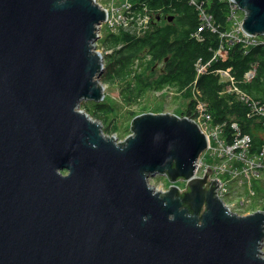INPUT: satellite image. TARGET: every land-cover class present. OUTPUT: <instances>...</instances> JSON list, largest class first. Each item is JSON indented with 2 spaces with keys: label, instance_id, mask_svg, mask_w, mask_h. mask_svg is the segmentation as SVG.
I'll use <instances>...</instances> for the list:
<instances>
[{
  "label": "water",
  "instance_id": "95a60500",
  "mask_svg": "<svg viewBox=\"0 0 264 264\" xmlns=\"http://www.w3.org/2000/svg\"><path fill=\"white\" fill-rule=\"evenodd\" d=\"M232 1L264 36V0ZM106 17L95 0H0V264H264V212L228 211L211 168L196 175L198 123L143 113L118 142L81 108L105 98Z\"/></svg>",
  "mask_w": 264,
  "mask_h": 264
},
{
  "label": "trees",
  "instance_id": "16d2710c",
  "mask_svg": "<svg viewBox=\"0 0 264 264\" xmlns=\"http://www.w3.org/2000/svg\"><path fill=\"white\" fill-rule=\"evenodd\" d=\"M143 1L151 9L161 10L165 17H169L167 15L169 13L176 12L178 14V23H176L178 27L166 23L167 19L165 18L153 17L151 21L152 32H147L142 38H135L123 31L110 34L105 39V44L110 48H116L114 46L120 45L122 47L111 56L106 80L115 79L114 76L131 77L132 81L128 82L126 90L124 87L122 94V100L128 104H136L134 103L135 100L141 98L144 92L154 89L162 90L165 86H176L180 92H187L184 94L187 98L191 97V92L194 90L200 91L201 98L207 103L214 123L226 122L227 127L223 133L227 138L226 140L230 142L235 139L236 130L232 127V122H236L240 127L239 133L251 137V155L259 154L264 148L262 126L257 119L247 117V106L224 94L225 84L212 71L198 77L195 84L198 74L196 63L199 60L205 63L212 59L213 51L217 50L221 43V36L206 31L202 33L203 41L193 38L201 21L198 19L196 9L189 4L188 0ZM205 2L206 7L203 10L205 12L208 10L212 14L213 24L220 26L222 32L227 31L229 29L228 2L224 0H205ZM145 52L150 56L148 59L149 67L141 73L134 70L133 76H130V73L133 72V62ZM228 54L227 61H219L213 64L214 69L231 68L232 74L241 79L249 71L252 64H257L254 80L250 84H245L243 89L254 97L264 100V47H253L245 51L240 44H233L229 47ZM159 62L164 63V65L158 71L154 68ZM108 102L94 104L95 109L93 110H89L87 104L85 108L94 119L104 121L106 118H111L113 113V107ZM194 107L195 100L191 99L187 108L180 113L176 112V114L181 117L193 118ZM162 111L164 110H158L157 112ZM143 112L145 111H140L136 116ZM112 121L106 127V131L110 134L118 132V125L112 123ZM103 130L105 131V127ZM254 187L260 196H264L262 195L263 188L260 182L256 181Z\"/></svg>",
  "mask_w": 264,
  "mask_h": 264
},
{
  "label": "rangeland",
  "instance_id": "374dc122",
  "mask_svg": "<svg viewBox=\"0 0 264 264\" xmlns=\"http://www.w3.org/2000/svg\"><path fill=\"white\" fill-rule=\"evenodd\" d=\"M103 1H106V2L109 3V6H110V17H112L113 14L115 12H118V11H122L123 13H126V11L123 10V6H126L130 2V0H117V1H114V0H103ZM188 1H189V4L193 5L194 8L196 9L197 14H198V19L200 20V18L202 17V25H200V22H199V26H201L203 28H206V27H208V25L210 23L213 24V22H212V19H213L212 14H210L208 12V10H206L207 12H203L202 11V9H204L206 7L205 6V4H206L205 0H202V3L198 2L197 0H188ZM224 1H227L228 4H229V15H228V22H229V27L228 28L229 29L227 31L231 32V33H235L237 31V28H238L239 24L243 22V13L240 14V12H236V11L231 9V5H230L231 0H224ZM141 2H144L145 4L141 5ZM141 2H140V5H137V6L139 7L140 11H142V14H147L149 16H153L154 18H156V17L165 18V19H167L166 23H168V24L171 23L172 25L178 27V24H176V23H178V17H177L178 14L176 12L175 13H169V14H167V15H169V17H165L161 10L160 11H158V10L155 11V10L151 9L145 1L142 0ZM128 9L129 10H133V9H135V7L132 8L131 6H129ZM139 16H142V15H139ZM172 17H173V19L176 20V21L174 20L175 23H174V21H172ZM102 24H104V23H102ZM199 26H198V28H199ZM214 27L217 30H222L220 28V26H214ZM198 28H197V30L195 32L198 31ZM121 31L133 36L131 33H129L130 29L121 30ZM206 31L211 32L208 29ZM119 32L120 31L112 32L111 29L105 25V27L99 29V31H98L99 38L97 39V41L95 43H96V45L98 47V50L100 49V51L102 52V54L104 56L103 64L105 65L104 68H103V72L101 74V77H100V82H101V84L103 85V88H104L105 98L100 103L109 101L108 103L111 104L112 107H113V113L111 114V118H109V119L106 118L104 121H102V120H97V121H99L101 123L102 130L105 127V131L103 130L105 135H109V136L115 135V137L117 138L118 142H121V141H125L130 136V134H132V131H131V128H130L131 127V122L136 117L137 113H139L142 110L145 111L143 113H148V112L161 113V112H157L158 110H164V112L171 113V114L176 113V112L180 113L181 111H183V110H185L187 108V105H188L189 101L191 99H194V95H193L194 93L191 92V95H190L191 97L187 98L184 95L187 92L179 93V90H177L176 86H165L164 89H162V90L154 89L152 91L149 90L147 92H144L142 94L141 98H139V99L137 98L135 100L134 103H136V104H128L127 102L123 101L122 100V94L124 92V87H125V90H126L128 82L132 81L131 77H129V78H121V77L114 76L115 79L112 78L110 80H108V79L106 80V78H107V68H108L111 56L117 50H119L122 47V45L114 46L116 48H110V47H108L105 44L104 41H105V39L107 37H109L110 34H117ZM148 32L149 33L152 32V25H151L150 29L148 30ZM211 33H213V32H211ZM214 34H217V33H214ZM143 36L139 35V36H133V37L142 38ZM198 36L202 38V33H200ZM193 38L196 39L197 36H195V37L193 36ZM198 41H200V40H198ZM241 46L244 49H247V50H250L253 47H260V46L264 47V36H260L258 38L256 44L253 45V46H244V45H241ZM145 53L140 55L133 62V65H132L133 72L130 73V76H133L134 70L137 73H141L147 67H149L148 59L150 58V56L147 53H146L147 54L146 55ZM167 60H168V57H167ZM163 65H164V63L159 62L155 66L154 69L159 71V70H161L163 68ZM257 67H258L257 64H252L251 67H250V72H255ZM217 69H223V68H217ZM229 69H231V68H229ZM213 70H215V69H213ZM212 73L214 75L218 76L213 71H212ZM203 75H205V74H203ZM200 76H202V75H197L195 84L197 82L198 77H200ZM254 78H255V75H253V74H252L251 78H247L245 75L241 79L236 77V79L238 81L237 88L239 86L241 89H243V86L246 83L250 84L254 80ZM168 87H171V88H168ZM163 91H165V93H162ZM190 91H192V90H190ZM240 91L244 92L245 90H240ZM227 95L233 97L237 101L242 102L243 104L245 102V101H243L241 99L240 94L237 95V94L227 93ZM86 104H87L89 110H93V109H95L94 104H99V103H96V102L91 101V100H85V101L82 102L81 108L86 110V108H85ZM246 106H247V108H249L248 104H246ZM177 110H179V111H177ZM143 113H140L138 115H141ZM208 113H209V111H208ZM249 114H250V110H248V112H247V117L248 118H250ZM211 118L213 120L212 115H211ZM111 121H112V123H115V124L118 125V132L117 133L110 134V133H108L106 131V127L108 126V123H110ZM257 121L260 122V124L262 126V137L264 138V125H263L264 124V120H257ZM199 123L202 125L201 122H199ZM215 125H218L221 128V135H222V137L224 139H226L225 136L223 135V133L226 130V127H227L226 122L215 123ZM243 135H247V134H243ZM212 145H213V149L207 151V153L208 154H212L214 156V158H215V156L217 154L214 153L215 152L214 148L217 146V142L213 141ZM249 160L250 161H255L251 157L249 158ZM210 162H213V159L210 160ZM255 162L257 163V161H255ZM200 164H202V160L200 161ZM205 173L206 172H205L204 169H202V165H201L200 168H199V171H198V175L202 176ZM149 183L156 190L158 188H161V191H164V190L167 191V190H169V187L171 186V183L168 181V179L165 176H161V175H158V176H155V177L151 176L149 178ZM176 185L178 187H180V188H185V182H178V183H176ZM262 188H263L262 195H264V175H263ZM231 198H233L232 193L227 194L224 199L228 200V199H231ZM238 199H239V194H237L236 197H234V201H237ZM257 203H264V197H259ZM260 206H262L264 208L263 204H260ZM261 251L264 254V249H262Z\"/></svg>",
  "mask_w": 264,
  "mask_h": 264
},
{
  "label": "built area",
  "instance_id": "2783aa9c",
  "mask_svg": "<svg viewBox=\"0 0 264 264\" xmlns=\"http://www.w3.org/2000/svg\"><path fill=\"white\" fill-rule=\"evenodd\" d=\"M99 4L105 6L107 10V18L104 24L101 25L100 29L106 25L111 29L112 32H118L121 30H128L130 29L129 33H131L133 36H139L143 35L149 28L151 16L147 14H142V11H140L139 7L137 5H140V0H130V2L123 6V10L126 11V13H123L122 11L115 12L112 17H110V6L109 3L103 0H96ZM117 1V0H114ZM198 2L202 3L201 0H197ZM144 2H141V5H144ZM231 9L240 12L238 6L234 2H230ZM131 6L132 8L135 7L133 10H129L128 7ZM142 15V16H139ZM202 25V17L200 18ZM213 33L219 34L222 38V42L219 45V48L217 50L213 51V57L208 62H201L197 63V75H203L207 74L211 70L219 76V78L225 80L228 83V86L226 88V93L231 94H237L241 96V99L244 102V104H248L250 110V118H257L259 120H264V101L258 100L254 98L252 95L246 93L245 91L242 92V90L239 86L237 88L238 81L236 77L232 74L231 69H215L213 70V64L214 62L219 61H226L228 58V50L226 49L228 44H240L244 46H253L256 44L257 37H253L247 33H245L242 29V23L239 24L237 31L235 33L231 32H222L221 30L215 29V27L212 25L211 28H209ZM206 31V28H203L199 26L198 31L195 32L194 37L197 36V40L203 41L204 37L202 35V38L198 35L200 33H204ZM96 49L98 50V47L96 43L94 44ZM100 53V49L98 50ZM256 72V70H255ZM255 72L248 71L245 76L247 78H251L252 74ZM200 93L199 91H195L194 94ZM208 108V105L204 102V104L196 105V113L198 115L197 120L202 123V129L203 131L208 135L209 139L213 142H217V146L214 148V153L217 154L214 158L212 154H209L210 157L213 159V162L211 164H204L202 162V169L205 170V172L208 171V168L212 169V176L211 178H219L223 176L228 170L227 165L228 163L235 159L237 162V155H238V161L240 164H242L244 171L243 175L246 177H250L251 175L259 176V166L264 165L261 162H255L248 160V153L250 151L251 147V138L249 135H241L239 133V128L236 123L232 124V127L236 130V137L232 141H227L221 137V128L218 125L212 124V118L211 115L206 110ZM264 125V124H263ZM233 148H236L234 151L229 153ZM213 149V145L209 147V150ZM264 159V148L262 152L260 153L258 160ZM231 178H236V176L232 170L230 171ZM224 182L221 181L220 188L224 186ZM239 198L236 202L239 201L238 209L242 210L245 204V200ZM236 202H232L230 204L231 207L236 205Z\"/></svg>",
  "mask_w": 264,
  "mask_h": 264
},
{
  "label": "bare ground",
  "instance_id": "6f19581e",
  "mask_svg": "<svg viewBox=\"0 0 264 264\" xmlns=\"http://www.w3.org/2000/svg\"><path fill=\"white\" fill-rule=\"evenodd\" d=\"M202 11L205 12L203 9H202ZM212 22H213V19H212ZM212 25L213 24L210 23L208 25V27H206V29L211 28ZM213 26H215V25H213ZM98 35H99V33H98ZM256 40H258V37L256 38ZM221 42H222V38H221ZM198 63H201V60H199ZM196 69H197V67H196ZM253 75L256 76V72L253 73ZM195 102H196V104L201 105V106L204 104V100H203V98H201V93H198L195 95ZM206 110L209 111L208 108H206ZM113 136L115 137V135H113ZM235 149L236 148H233L229 153H231ZM262 150H263V148H262ZM261 163L264 165V160H262ZM195 165H197V163ZM201 165L202 164H200V161H198V166H201ZM262 167L263 166H259V173H261V171L264 170ZM227 170L228 171L223 176H221L220 179L216 178L217 180L220 181V183H221V181H223L225 183L222 188H220V186H219L218 193H217L218 197L222 200L223 203L226 201L224 198L227 194L232 193L233 198H231V199H234V197H236L237 194H239V196L241 197L242 192L245 190V188L250 189L251 187H253L252 186L253 181L255 179L260 178V175L259 176L251 175L250 177H246L243 175L244 168H243L242 164H240L238 161V155H237V162L235 161V159L231 160L227 165ZM231 170L238 177L232 179L231 178L232 175H230ZM211 188H212L211 186L208 187V189H211ZM157 190H161V188H158ZM238 205H239V202H236L235 214H237L239 216H249V215H252L258 211L264 212V208L261 206H260L261 207L260 210H257L255 208H250L248 210H244V209L240 210L237 208ZM249 212H252V214H250ZM262 249H264V239H263V244H262L261 250Z\"/></svg>",
  "mask_w": 264,
  "mask_h": 264
}]
</instances>
